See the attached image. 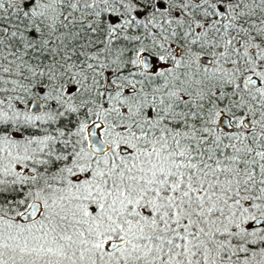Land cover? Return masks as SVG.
<instances>
[{"label":"snow or ice","instance_id":"1","mask_svg":"<svg viewBox=\"0 0 264 264\" xmlns=\"http://www.w3.org/2000/svg\"><path fill=\"white\" fill-rule=\"evenodd\" d=\"M0 264H264V0H0Z\"/></svg>","mask_w":264,"mask_h":264}]
</instances>
